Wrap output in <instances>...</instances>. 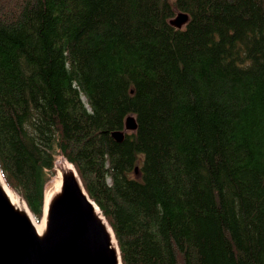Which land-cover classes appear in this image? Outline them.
I'll return each instance as SVG.
<instances>
[{
    "label": "trees",
    "instance_id": "trees-1",
    "mask_svg": "<svg viewBox=\"0 0 264 264\" xmlns=\"http://www.w3.org/2000/svg\"><path fill=\"white\" fill-rule=\"evenodd\" d=\"M59 157L123 264H264V0H0V171L37 220Z\"/></svg>",
    "mask_w": 264,
    "mask_h": 264
},
{
    "label": "water",
    "instance_id": "water-1",
    "mask_svg": "<svg viewBox=\"0 0 264 264\" xmlns=\"http://www.w3.org/2000/svg\"><path fill=\"white\" fill-rule=\"evenodd\" d=\"M187 22L188 16L181 13L171 24L181 29ZM136 129L135 118L128 117L125 130ZM113 136L122 141L124 133ZM2 180L0 172V264H123L118 243L116 247L105 217L78 174H63L42 233L25 211L10 202Z\"/></svg>",
    "mask_w": 264,
    "mask_h": 264
},
{
    "label": "bare ground",
    "instance_id": "bare-ground-1",
    "mask_svg": "<svg viewBox=\"0 0 264 264\" xmlns=\"http://www.w3.org/2000/svg\"><path fill=\"white\" fill-rule=\"evenodd\" d=\"M56 170H57V175L55 178L54 185L51 189L46 190V193H45L44 219H43V223L41 225H38L37 221L35 220V217L32 215V213H31L30 209L28 208L26 202L16 192H14L12 189H10L3 180L1 181L3 188H4V191H5V194L8 197V199L10 200V202L15 207L25 211L30 216V218L34 222L39 233L44 232V230L46 228L48 208H49L51 200L54 198V196H56V194L58 192H60L63 174L68 172V171H72L73 173L77 174V170L74 167V165L71 164L70 162H68L67 160H64V159H62L61 162L58 163ZM97 210L99 212V209H97ZM104 220L108 226L110 233L112 234L113 243L117 247V240H116L115 234H114L111 226L107 222V220L106 219H104Z\"/></svg>",
    "mask_w": 264,
    "mask_h": 264
},
{
    "label": "rangeland",
    "instance_id": "rangeland-1",
    "mask_svg": "<svg viewBox=\"0 0 264 264\" xmlns=\"http://www.w3.org/2000/svg\"><path fill=\"white\" fill-rule=\"evenodd\" d=\"M84 100H85V98H84ZM129 132H131V131H129ZM62 159H64L63 157H59L58 159H57V161H56V167L58 166V163L59 162H61V160ZM64 160H66V159H64ZM55 178H56V176H55ZM55 178H53L52 179V181L48 184V187H47V190L48 189H51L52 187H53V185H54V182H55ZM110 182V181H109ZM7 185V184H6ZM36 219V218H35ZM43 219H44V216H43V218L41 219V220H37L38 222V225H41L42 223H43Z\"/></svg>",
    "mask_w": 264,
    "mask_h": 264
}]
</instances>
